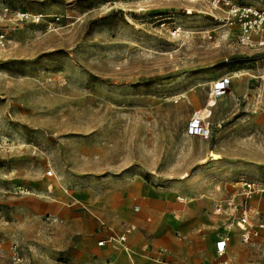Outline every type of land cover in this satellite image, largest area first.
<instances>
[{
    "label": "rangeland",
    "instance_id": "1",
    "mask_svg": "<svg viewBox=\"0 0 264 264\" xmlns=\"http://www.w3.org/2000/svg\"><path fill=\"white\" fill-rule=\"evenodd\" d=\"M211 1L0 0V264H119L126 247L163 264L196 239L207 261L216 202L264 187V34L240 45ZM201 111L206 135L188 136ZM151 198L165 220L143 215ZM234 234L226 264H264Z\"/></svg>",
    "mask_w": 264,
    "mask_h": 264
},
{
    "label": "built area",
    "instance_id": "2",
    "mask_svg": "<svg viewBox=\"0 0 264 264\" xmlns=\"http://www.w3.org/2000/svg\"><path fill=\"white\" fill-rule=\"evenodd\" d=\"M211 6L219 14L213 15L214 20L221 28L227 30V36L233 31L240 45L250 46L257 35L264 34V10L234 0H212ZM5 11H8V8ZM207 37L212 39L213 34L207 31ZM10 42L8 35L0 29V50L6 48ZM232 79L231 75H226L214 80L211 96L218 98L224 95L230 89ZM261 79L264 86V74ZM206 133L204 118L193 114L188 121L186 134L202 137ZM239 184L235 193L215 204L214 212L228 219L215 242L216 255L220 258L227 254L228 246L235 236L234 228L237 229V235L243 244L256 247L264 243V187L256 179H242Z\"/></svg>",
    "mask_w": 264,
    "mask_h": 264
},
{
    "label": "crops",
    "instance_id": "3",
    "mask_svg": "<svg viewBox=\"0 0 264 264\" xmlns=\"http://www.w3.org/2000/svg\"><path fill=\"white\" fill-rule=\"evenodd\" d=\"M141 190H142V194H146L147 191L148 192L151 191L147 187H144ZM150 200H152V201L156 200V201H154L155 204L151 208L150 207H144L143 215L152 217V216H158L160 214L161 216L163 215L162 216V220H165L166 218H164V216L167 217V215H169V211L166 212L165 209H164L165 203L164 202H159L160 201L159 199L151 198ZM214 215L219 216L215 212H214ZM144 216H140L139 219H134L135 222H138V220L140 222V219L143 218ZM221 221H222V223L218 227V232L216 233V236H215V242L218 239V237H219L220 233L222 232V230L224 229L223 225L228 222V219L225 218V220H221ZM141 224L143 225V228L145 230L150 231V232H154L156 240H160L159 237L162 234V227H160L161 222H157V221L154 222L150 218L149 220L145 219V221L141 222ZM234 230L237 232L236 228H234ZM137 233H138V231L136 233H134V234H137ZM234 235H236V234H234ZM234 240H235V236H234L233 241H231L229 246H228L227 254L229 252L230 246L232 244H234L233 243ZM213 241L211 242L210 247H209L210 248V252H209V254H207V261H202L201 260V256L198 253L199 246H200L199 239L195 240V242H194L195 244L193 246L182 247V246H178V245L168 244V246L170 247V249H169L170 254H169V257H168V261L164 262L163 264H212V263H214L215 260L218 262V264H226L227 261L224 258L226 257L227 254L224 257H222V258L218 257L216 255V251H215V242H213ZM98 244L100 246H102V247H105L106 246V241L105 240H101ZM241 244L244 247L248 248V249H253L254 248L252 246L243 244L242 242H241ZM237 252L240 255V254L243 253V250L242 249L241 250L238 249ZM132 254H133L132 250L129 247H126L125 248V254H123V256L119 255V257H117L116 260L118 261L119 264H150L151 263V262H147L145 260L146 259V255H142V254L138 253L136 258H133ZM240 257L241 258L238 259L237 261H235V262L231 261L230 263H232V262L239 263L240 262V263H247V264H255L253 261H250L248 259L243 260L242 259V255ZM158 261H160V259ZM158 263H160V262H158ZM230 263H228V264H230Z\"/></svg>",
    "mask_w": 264,
    "mask_h": 264
},
{
    "label": "bare ground",
    "instance_id": "4",
    "mask_svg": "<svg viewBox=\"0 0 264 264\" xmlns=\"http://www.w3.org/2000/svg\"><path fill=\"white\" fill-rule=\"evenodd\" d=\"M212 100H213V97L210 98L208 104H210L212 102ZM197 115L200 116L201 118H203V112L202 111L201 112H197ZM182 200H183V198H182Z\"/></svg>",
    "mask_w": 264,
    "mask_h": 264
}]
</instances>
